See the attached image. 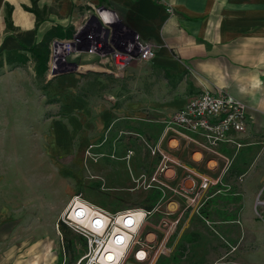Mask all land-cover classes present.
<instances>
[{
  "label": "crops",
  "instance_id": "crops-1",
  "mask_svg": "<svg viewBox=\"0 0 264 264\" xmlns=\"http://www.w3.org/2000/svg\"><path fill=\"white\" fill-rule=\"evenodd\" d=\"M91 16L107 25L94 34L107 37L109 29L119 39L137 37L156 57L119 72L105 45L95 54L72 55V72L37 74L29 49L45 43L51 54L55 41L71 40ZM40 82L47 92L42 97ZM204 92L228 93L247 106L245 133L218 155L164 133L165 122ZM46 99L54 103L42 109ZM42 111L66 119L79 112L81 124L42 127ZM10 120L19 122L17 135L25 142L0 161V264H47V231L73 196L72 185L62 188L76 162L75 134L81 133L85 161L105 165L108 183L117 177L109 165L121 160L125 146L117 138L126 137L124 161H131L133 146L148 145L155 129L168 158L179 155L189 175L180 186L201 175L219 182L202 210L214 233L190 230L203 240L210 236L222 264H264V0H0V132L6 136ZM42 231L40 238L32 234Z\"/></svg>",
  "mask_w": 264,
  "mask_h": 264
},
{
  "label": "built area",
  "instance_id": "built-area-1",
  "mask_svg": "<svg viewBox=\"0 0 264 264\" xmlns=\"http://www.w3.org/2000/svg\"><path fill=\"white\" fill-rule=\"evenodd\" d=\"M103 25L102 27L107 26ZM86 27L87 25L79 28L69 41L53 43L50 74L56 76L76 70L75 64L68 58L86 50L95 54L105 45L109 46L107 55L114 61L119 72L125 71L136 60L145 63L156 57L153 46L137 37L119 39L109 29L106 32L108 36L105 37L101 33L94 34V28ZM246 115L247 106L243 101L228 93L213 95L204 92L189 100L165 122L164 133L183 139L205 154L218 155L221 146L235 144L234 135L245 133ZM165 159L170 158L165 155ZM167 169L170 168H161L152 182H156V176H161ZM199 181L181 185L180 191H174L187 203L183 212L191 210V213L198 215L213 198L210 191L215 189L214 193L217 194L219 182L216 178L201 175ZM151 186L152 184L149 187ZM84 204L90 207V211ZM170 204L166 206L165 214L169 217L178 216V205L172 210L169 208ZM158 210L134 209L111 214L84 201L80 195L73 197L61 216V222L85 240L84 254L76 264H158V259L167 254V241L181 221L179 218L164 223L163 228L168 231L166 238L160 240L158 234L146 233L144 230L147 220ZM137 212H141L143 217H139ZM151 236L154 239L150 241Z\"/></svg>",
  "mask_w": 264,
  "mask_h": 264
},
{
  "label": "rangeland",
  "instance_id": "rangeland-1",
  "mask_svg": "<svg viewBox=\"0 0 264 264\" xmlns=\"http://www.w3.org/2000/svg\"><path fill=\"white\" fill-rule=\"evenodd\" d=\"M82 22V25H87V28H97L100 25L104 26L99 18L97 19L93 16ZM68 60L72 63L75 62L72 57L68 58ZM39 90L41 97L47 94L41 82ZM48 103L51 104L54 102H48L47 99L45 101L41 100L42 109L43 106L47 108ZM41 122L43 123L42 127L46 122L51 124H59L62 122V124H74L77 126L81 124L79 112L66 119L56 113L46 112L43 114L42 111ZM9 123V136H6L5 131L4 133L0 132V161L4 160L3 152H15L25 142L23 136L19 137L17 135L16 130L20 128L18 126L19 122L10 120ZM138 131L142 133V130L139 129ZM160 133L161 131L159 129H155L154 135L156 137L153 138L154 140L149 141L148 145H144L143 148L134 145L133 147L137 153L132 156L131 161H124V157L128 153L126 137L117 138V140L125 143V146L118 151L121 160H118L116 165H109L111 172L117 177L113 179V182L105 183L104 177L107 173L105 165L99 164L98 162H92L93 164H90L85 161L84 157L86 154L82 153V137L81 133L78 132L75 134L73 140L75 147L74 153L76 155L72 159H75L76 162L70 165V171L65 173L66 179H63L65 183H63L64 185L62 184V189H67V184L72 185L73 196L70 200L80 195L84 201L89 202L101 210L104 209L111 214L123 210L144 209L150 211L158 208L159 210L147 220L144 230L146 233L153 232L158 234L160 240L166 238V231H168L167 229L164 230V223L181 218L180 224L176 228L177 230L167 241L166 246L168 252L158 259V264H222L221 249L218 250L216 246H212V241L209 240L210 236H208V240H203L199 234H195V230H190L192 227L200 228L205 236L207 235L206 227L210 228L213 232V228L203 218L202 210L205 207L198 212V215L192 214L191 210L183 212L187 203L183 197H180L175 192L181 190L179 185L181 183L180 181L187 179L189 175H187L181 166L179 155L174 160L165 159V155L167 156V153L169 154L170 151L166 148L165 144L161 147L157 143L156 139L161 136ZM39 137L44 139V135ZM95 140L99 142L98 137ZM172 141L170 142L171 148L175 147L172 146ZM194 159L196 160V156H194ZM213 164L209 163L208 165L212 167ZM166 166L174 170V172L169 175H158L156 176L157 181L152 182L154 175ZM197 170L199 171V169ZM170 176L173 178H170ZM74 180L76 181L74 182ZM150 184H152L151 187H149ZM262 196L260 197V202L264 203ZM173 202H176L178 205L179 215L169 217L165 214V209L169 203ZM66 208L61 214L56 216L55 225L47 231L50 235L47 264H76L84 254L85 240L61 222V216ZM32 218L35 219L34 217ZM41 233L42 236L45 235L43 231L33 232L32 234L40 238ZM195 237L199 238L196 239ZM187 244L189 246L185 249ZM173 251H175L174 254Z\"/></svg>",
  "mask_w": 264,
  "mask_h": 264
},
{
  "label": "trees",
  "instance_id": "trees-1",
  "mask_svg": "<svg viewBox=\"0 0 264 264\" xmlns=\"http://www.w3.org/2000/svg\"><path fill=\"white\" fill-rule=\"evenodd\" d=\"M34 11L38 13L37 9L34 8ZM40 20H38L37 25H39ZM7 27L10 29L12 28L11 22L8 19ZM31 56L33 59L36 60V71L37 74H45L49 70V63H50V52L46 47L45 43H41L39 45L34 46V48L29 49ZM150 209V208H149Z\"/></svg>",
  "mask_w": 264,
  "mask_h": 264
},
{
  "label": "bare ground",
  "instance_id": "bare-ground-1",
  "mask_svg": "<svg viewBox=\"0 0 264 264\" xmlns=\"http://www.w3.org/2000/svg\"><path fill=\"white\" fill-rule=\"evenodd\" d=\"M172 146H176V143L173 142ZM200 158H201V155L200 154H196V160H199ZM85 207L90 211V209H89L90 207H88V205H85ZM169 208H172V210H175L177 208V203H175V202L171 203L169 205ZM137 213H138L137 215L139 217H141V218L143 217V215L140 214L141 212H137ZM153 239H154V236H151L150 241L153 240Z\"/></svg>",
  "mask_w": 264,
  "mask_h": 264
},
{
  "label": "water",
  "instance_id": "water-1",
  "mask_svg": "<svg viewBox=\"0 0 264 264\" xmlns=\"http://www.w3.org/2000/svg\"><path fill=\"white\" fill-rule=\"evenodd\" d=\"M72 72V71H71Z\"/></svg>",
  "mask_w": 264,
  "mask_h": 264
}]
</instances>
